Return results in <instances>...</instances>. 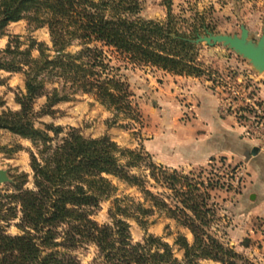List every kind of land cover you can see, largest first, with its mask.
Wrapping results in <instances>:
<instances>
[{"label": "trees", "instance_id": "1", "mask_svg": "<svg viewBox=\"0 0 264 264\" xmlns=\"http://www.w3.org/2000/svg\"><path fill=\"white\" fill-rule=\"evenodd\" d=\"M167 7V20L160 23L140 16L137 0H0V37L10 24L26 21L35 30L46 28L51 43L49 47L31 40L21 50L19 40L12 39L0 51L8 54V62L0 58V71L23 74L25 88L17 100L20 110L0 113V129L30 141L35 150L30 151L33 189L14 186L16 192L4 197L8 208L0 204V264H81L72 251L85 244L94 245L106 264H253L209 233L219 219L210 192L213 182L205 184L157 165L148 154L122 149L109 139H85L75 128L34 126L35 100L44 98L40 115L52 116L54 106L78 93L92 95L116 115L136 119L129 85L111 65L107 51L132 66L203 76L197 46L177 30V18ZM75 43L81 49L69 53ZM141 167L144 176L133 173ZM110 177L137 188L149 208L116 198L110 224L92 220L100 202L117 191ZM149 181L171 194H153L146 187ZM154 209L191 234V242L176 238L181 260L160 238L147 236L132 243L127 221L143 226L144 216ZM16 219L21 235H8L1 223Z\"/></svg>", "mask_w": 264, "mask_h": 264}, {"label": "rangeland", "instance_id": "2", "mask_svg": "<svg viewBox=\"0 0 264 264\" xmlns=\"http://www.w3.org/2000/svg\"><path fill=\"white\" fill-rule=\"evenodd\" d=\"M137 1L142 7V18L160 23L166 22L169 5L177 18V30L192 40L197 37L192 35L194 30H199L200 36L206 35L204 27L209 28L211 31L208 33L212 35L238 36L241 26H244L253 42H257L264 34V0ZM12 39L19 40L21 50H25L31 40L51 46L47 29L35 30L26 21L10 24L6 28L4 36L0 37L1 52L7 49ZM196 46V59L203 66L205 74L198 78H187L198 79L218 97V115L236 129L237 144H240L239 140L245 139L254 146L256 152L258 148H264V102L260 97L261 92H264V72L258 73L247 60L221 44L209 47L202 43ZM80 49L75 43L68 52L75 54ZM37 55V52L32 53L33 57ZM107 57L111 59V65L119 69L117 74L129 85L138 111L134 121L101 106L92 95L78 93L69 101L54 106L55 114L52 116L40 115L45 104L44 98L35 100L34 126L41 130H44L45 125L62 127L64 130L75 128L85 139L106 138L122 149L140 151L150 157L147 149L155 136L162 140L168 138L184 142L191 133H194L193 136L201 134L196 129V103L189 99L191 89L184 78L149 66L129 65L122 59H116L110 51H107ZM0 58L8 62V54L2 53ZM24 94L23 74L0 71V113L19 111L17 100ZM31 150L35 151L30 141L0 129V171H4L10 180L0 184V204L5 205L3 210L8 208V198L4 197L16 192L14 186L33 189ZM250 157L247 153L244 162L237 156H218L204 167L176 171L205 184L213 182L215 188L210 192L213 204L219 208V219L209 233L253 264H264V217L252 213V204L247 199L239 201L243 189L252 182V166H246ZM133 173L145 175L143 167ZM109 179L117 191L114 197L100 202L99 207L92 212L91 219L96 223L104 225L112 222L110 212L116 198L124 199L125 203H143L145 208H149L150 205L144 202L137 188L111 177ZM146 187L158 196L171 194L164 193L151 181ZM168 202L175 205L172 199ZM18 219L1 223L8 235H21L16 228ZM143 219L146 221L143 226L134 220L127 221L132 243H141L147 236L160 238L181 260L183 253L175 241L178 236H184L191 242L189 231L155 209ZM72 254L81 264H106L98 257V251L92 244L82 245ZM202 264L218 263L204 261Z\"/></svg>", "mask_w": 264, "mask_h": 264}, {"label": "crops", "instance_id": "3", "mask_svg": "<svg viewBox=\"0 0 264 264\" xmlns=\"http://www.w3.org/2000/svg\"><path fill=\"white\" fill-rule=\"evenodd\" d=\"M177 77L184 78L191 89L189 99L196 103L198 118L196 129L201 134L193 136L194 133H191L190 138L184 142L168 138L162 140L155 136L147 149L154 163L173 170H187L204 167L212 158L218 156H237L241 157L240 161L245 162V157L249 153L251 160L246 161V166L248 168L252 166L250 169L252 182L243 189L239 201L247 199L252 204V213L264 217V148H258L256 152L253 150L254 146L245 139L239 140L240 144H237L236 129L218 115L220 106L218 97L198 79ZM260 95L264 102V92L262 91Z\"/></svg>", "mask_w": 264, "mask_h": 264}, {"label": "water", "instance_id": "4", "mask_svg": "<svg viewBox=\"0 0 264 264\" xmlns=\"http://www.w3.org/2000/svg\"><path fill=\"white\" fill-rule=\"evenodd\" d=\"M240 31L238 36L212 35L207 32L205 36L197 35L196 39L190 42L195 45L204 43L209 47L221 44L247 60L258 73L264 72V34L257 42H253L244 26H241ZM8 182L10 180L5 172L0 171V184Z\"/></svg>", "mask_w": 264, "mask_h": 264}]
</instances>
